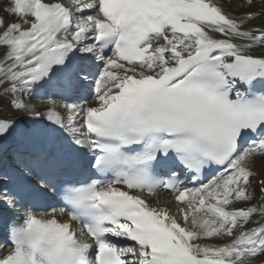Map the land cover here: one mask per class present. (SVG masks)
<instances>
[{"label":"snow or ice","instance_id":"1","mask_svg":"<svg viewBox=\"0 0 264 264\" xmlns=\"http://www.w3.org/2000/svg\"><path fill=\"white\" fill-rule=\"evenodd\" d=\"M254 2L0 0V264H264Z\"/></svg>","mask_w":264,"mask_h":264},{"label":"bare ground","instance_id":"2","mask_svg":"<svg viewBox=\"0 0 264 264\" xmlns=\"http://www.w3.org/2000/svg\"><path fill=\"white\" fill-rule=\"evenodd\" d=\"M242 3H243V0H231V4L227 5L228 10L235 9L237 5L242 4ZM261 7H262L261 0H255L254 9L258 10ZM236 11H237V14H239V12L245 11V9L239 8ZM253 23L254 24L264 23V17H262L260 20L254 21ZM4 167H8V168H14L15 167V160L11 158V151L9 152V158L3 162H0V169H2ZM161 195L163 198H168V196H169L168 193H162ZM0 244H2V241L0 242Z\"/></svg>","mask_w":264,"mask_h":264}]
</instances>
